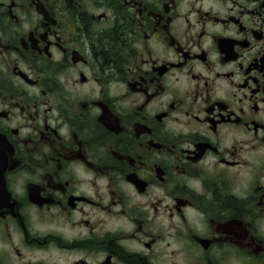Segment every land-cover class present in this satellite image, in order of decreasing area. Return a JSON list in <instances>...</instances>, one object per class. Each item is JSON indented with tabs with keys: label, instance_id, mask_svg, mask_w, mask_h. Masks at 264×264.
Instances as JSON below:
<instances>
[{
	"label": "flooded vegetation",
	"instance_id": "flooded-vegetation-1",
	"mask_svg": "<svg viewBox=\"0 0 264 264\" xmlns=\"http://www.w3.org/2000/svg\"><path fill=\"white\" fill-rule=\"evenodd\" d=\"M0 186V264H264V0H0Z\"/></svg>",
	"mask_w": 264,
	"mask_h": 264
},
{
	"label": "water",
	"instance_id": "water-1",
	"mask_svg": "<svg viewBox=\"0 0 264 264\" xmlns=\"http://www.w3.org/2000/svg\"><path fill=\"white\" fill-rule=\"evenodd\" d=\"M2 189H3V192H2ZM4 195H5L4 188L0 186V203H1Z\"/></svg>",
	"mask_w": 264,
	"mask_h": 264
}]
</instances>
